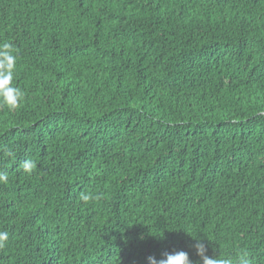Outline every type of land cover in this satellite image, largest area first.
<instances>
[{
  "label": "trees",
  "instance_id": "trees-1",
  "mask_svg": "<svg viewBox=\"0 0 264 264\" xmlns=\"http://www.w3.org/2000/svg\"><path fill=\"white\" fill-rule=\"evenodd\" d=\"M3 41L0 264H264V0H0Z\"/></svg>",
  "mask_w": 264,
  "mask_h": 264
},
{
  "label": "clouds",
  "instance_id": "clouds-1",
  "mask_svg": "<svg viewBox=\"0 0 264 264\" xmlns=\"http://www.w3.org/2000/svg\"><path fill=\"white\" fill-rule=\"evenodd\" d=\"M18 52L15 45L8 41L0 42V107H6L9 110L17 109L24 97L25 92L15 84L17 76ZM25 171H31L35 167L32 160L23 163ZM7 176L0 173V182H6ZM100 195L82 194L81 199L85 202L91 199H100ZM188 234V233H187ZM190 235V234H189ZM196 255L199 261L196 264H250L247 251H241L237 259L234 261L231 257L213 256L209 257L207 247L200 237H193ZM163 239L162 236H157ZM8 240V233L0 231V247H3ZM147 264H194L189 254L185 251L164 252L160 259L155 256L147 257Z\"/></svg>",
  "mask_w": 264,
  "mask_h": 264
}]
</instances>
